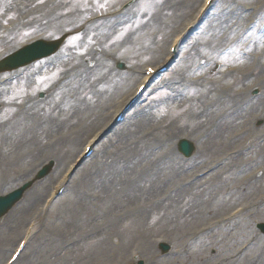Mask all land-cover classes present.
I'll use <instances>...</instances> for the list:
<instances>
[{"label": "rangeland", "instance_id": "rangeland-1", "mask_svg": "<svg viewBox=\"0 0 264 264\" xmlns=\"http://www.w3.org/2000/svg\"><path fill=\"white\" fill-rule=\"evenodd\" d=\"M126 1L128 0H114L107 6L114 8L113 13H115ZM140 1L143 6L147 7L146 18L128 27L137 13V5ZM217 1L207 20L204 21L211 27L215 26L217 17L222 11H231L235 2H238V0ZM64 2L70 7L66 10L62 7L61 10L60 3L56 4L60 10L57 12L61 14L57 25L53 28L44 25L37 29L34 25V33H29L18 41L17 37L21 34V28L9 31L5 39H14L9 45L3 44L0 57L7 51L10 52L38 36H55L62 31L70 30L69 27L74 26L83 11L75 5V0H64ZM201 5V0H138L128 13L122 14L123 20L120 16L116 19L113 17L120 24L117 28H112L110 24L86 22L84 25L86 43L94 42L93 34L96 40L93 49L96 45L103 47V42L109 37H118L104 50L114 57L117 56L116 59L124 58L132 68L119 73L117 77H114L116 73L114 72L108 80L104 79L100 84L96 83L99 90L97 93L85 90L75 94L73 99H81L83 102V105L79 107L86 104L89 107V110L81 117H77L75 111L65 114L59 120L53 116L54 110H50L51 107H72L64 100L63 93L60 95L57 91L58 75L55 74L35 82V74L31 72L25 77L27 81H20L27 90L32 92L30 96L26 94L25 99L48 111L42 114L37 107L33 110H29V107L24 110L16 108L17 111L7 121V128L0 127V195L31 178L34 171L47 160L54 159L56 163L51 176L36 184L24 197L25 200L27 197L42 195L38 206L29 203L27 211H21V218L15 214L7 222L4 221L5 219L0 221V264H5L16 247L15 245L10 250L11 244L14 240L16 244L18 243L23 234L21 233L22 228L32 220L39 228V232L32 237L30 247L18 264H125L131 259V251L139 248L141 253L144 251V257L151 258L152 264H172L175 259L157 260L156 254L153 253L154 249L148 245V240L162 235L174 246L182 247L187 241V235L196 228V226H191L185 232L188 222L194 220L191 219L193 215L198 222V219L203 218L201 214L204 212L211 211V215L215 216L218 208L229 211L233 206H227L230 201L243 200L240 205H245L246 201L252 205L251 212L243 214L249 218L248 221H244L252 225L254 221L264 220V198L260 200L262 196L257 197L255 193L250 195L246 192H237L245 187L243 185L238 190H232L240 186V183L247 182L246 176L238 175L241 169H244V173L254 170L250 173L252 174L263 170L262 166H264V150L260 151V147L264 145V67L257 63V59L251 64L252 71H240L238 77L229 75L219 78L229 68L226 70L220 68L217 74L213 75V78L218 77L211 81H222L227 86L226 89H230L226 90L227 92L212 85L195 84L180 88L183 94L184 90L189 87L205 86L206 93L200 96L201 100L192 102L185 111H179L174 115H169L168 112L180 110L188 99L179 96L177 101L173 102L171 95L174 88L171 82H173L175 73L171 72L169 75L167 73L166 77L161 76L157 82L153 83V88L163 86L162 89L155 91L156 99H162V101L156 103V107L141 103L151 108L148 110L146 107H140L141 105L137 107L128 117L131 121L132 118L140 115L133 119L132 126L126 131L122 132L125 127L123 126L115 127L110 133L105 132L99 139L93 158L75 170L66 193L56 205L48 209L56 212L57 217L53 218L52 222L48 220L50 213L41 219L38 218V210L43 209L42 205L47 195L57 185L60 176L66 172V165L74 164V161L80 157L83 145L94 137L98 138L110 125L106 119L109 105L118 101L122 95L135 86L137 79L133 75L142 72V66L149 63L158 64V60L163 57L164 53H167L169 40L175 29L166 33L168 29L166 23L171 24L173 21L177 23L190 17ZM240 5L253 9L254 12L250 11L245 15V28L252 29L251 25L256 22L250 20V17L257 12H259L258 16H264V0L242 1ZM53 7L50 10L54 9ZM34 13L35 17L44 19L41 12L35 11L30 15L31 23ZM73 14H78L79 18L71 20ZM239 25L240 31H244V23H239ZM72 30L76 29L70 31ZM133 30L136 34H130ZM110 31L114 33L106 36ZM220 34L221 32L217 30L212 35L206 36V34L198 40L195 49L192 47L187 50L188 44L190 46V43H193L190 39L183 49V51L186 50L184 55L188 56L186 61L190 60L193 66L209 49L211 50L208 54L212 56L214 54L212 49L219 48ZM124 35H126V41L121 39ZM77 38L78 34L63 47L60 54H63L62 65L71 63L74 64L73 67H76L82 62L84 65L91 62L87 59L84 61L83 58L88 51H82V47L77 44ZM95 52L92 50L89 53ZM208 54L206 57H209ZM98 55L99 53L95 57L97 58ZM239 57L237 53V58ZM206 60L211 63H209V71L212 72L214 60L210 61L209 58ZM218 62L226 64L222 57ZM90 64L93 68L96 66L95 62ZM114 64L115 62L107 63L109 70H114ZM188 66L189 62L186 64V67ZM105 70H107L106 64L99 63L93 72L94 78H103ZM49 71L50 69H46L47 74H50ZM176 74L183 78L188 77L183 71H178ZM246 74L250 76L245 79L239 78ZM34 86L36 88H33ZM241 87L243 93L250 99L248 107H236V110L230 113L228 106L235 103L232 91ZM43 90L47 91V97L42 103L36 100V93ZM253 90L259 91V94L253 96ZM152 91L153 89L149 93ZM190 92L194 91L190 90ZM222 96L223 105L215 107L216 102ZM2 97L3 93L0 91V103L5 104ZM168 97L170 100H167ZM11 106L10 102V109L15 108ZM145 110L147 113L144 112ZM203 115L204 117L200 120ZM219 117L224 122L220 125L214 122L213 126L219 129H210L213 119L216 121ZM112 122L110 119V123ZM258 123L261 126L258 127ZM244 130H250L248 133L250 136L240 135ZM233 131L238 134L234 142L230 139ZM9 133L10 138H7ZM217 133L219 135L215 139ZM179 135L187 137L192 135L193 139L198 141L195 143L198 145L195 156L198 157L197 161H182L175 152V143ZM250 141L255 144L254 152L249 144ZM237 145H246L243 149L244 154L237 155L235 154L236 149L231 150ZM229 155L232 157L227 159ZM204 163L213 166L210 167L213 171L206 180L208 184L204 186L203 181H200L194 187L185 188L187 179L191 177L193 179L199 173L197 171L204 169L206 166L203 167ZM218 173L221 174L218 176ZM258 175L261 177L255 184L257 189L264 186L263 173ZM230 191H233L232 197L228 198ZM210 192L216 194L213 204L210 202L211 199L206 198ZM77 200L85 203L83 204L85 209L82 210L79 206L83 211L80 217L79 213L74 211L71 217L74 224L61 212L69 206L68 212H72L73 208L77 210L78 205H72ZM163 200L166 201L163 202ZM186 200L190 201L189 206L184 205ZM254 203L257 204L254 205ZM79 218L82 223L79 222ZM12 221L15 222L8 226V222ZM183 224L185 226L181 234L173 232V229H178ZM80 226H83V229L77 230ZM136 229H138V234H133ZM131 236H136V239L132 240ZM246 236H255L253 226L246 229ZM80 238L81 243L79 244ZM256 238L261 240L260 244L257 243L248 254L242 256L235 254L236 251L228 252L220 244L216 246L217 239H214L209 246L200 245L203 248V255L207 256L202 264H243L246 257L249 264H252L253 257H261L258 264H263V240L258 236ZM141 239L146 240L145 244ZM193 249L194 247L191 253ZM212 251H215V256L209 257Z\"/></svg>", "mask_w": 264, "mask_h": 264}, {"label": "bare ground", "instance_id": "bare-ground-1", "mask_svg": "<svg viewBox=\"0 0 264 264\" xmlns=\"http://www.w3.org/2000/svg\"><path fill=\"white\" fill-rule=\"evenodd\" d=\"M205 15V13H202V11H200L199 13H197V15L193 18V20H192V22L191 23H189V24H187L185 27H187V26H189L188 27V31L189 30H191L192 29V27L195 25V22H197L198 20H200V19H202L203 18V16ZM111 33H114V32H111ZM185 35H187V34H185ZM103 37H105V36H103ZM183 37V36H182ZM181 42V37H177L172 43H171V45L173 46H175L176 47V49L178 48V46H179V43ZM101 56H103V57H105L104 55H101ZM105 59V58H104ZM146 77H143V80H142V83H144L145 81H146ZM141 83V84H142ZM83 84V83H82ZM136 91H137V89H136ZM118 114V113H117ZM116 114V115H117ZM198 118V117H197ZM201 120V119H200ZM264 150V147L263 148H260V151H263ZM28 203H35V204H39V198H38V196H34V197H30V198H28ZM24 211H25V208H22Z\"/></svg>", "mask_w": 264, "mask_h": 264}]
</instances>
